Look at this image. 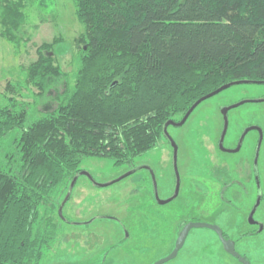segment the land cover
<instances>
[{"label": "trees", "instance_id": "1", "mask_svg": "<svg viewBox=\"0 0 264 264\" xmlns=\"http://www.w3.org/2000/svg\"><path fill=\"white\" fill-rule=\"evenodd\" d=\"M28 1L0 0V33L17 46L29 39ZM74 1L85 26L74 89L30 122L23 85L8 82L0 106V264H39L84 157L131 162L204 95L237 80L264 83V0ZM37 52L25 86L44 95L63 71L52 43Z\"/></svg>", "mask_w": 264, "mask_h": 264}, {"label": "rangeland", "instance_id": "2", "mask_svg": "<svg viewBox=\"0 0 264 264\" xmlns=\"http://www.w3.org/2000/svg\"><path fill=\"white\" fill-rule=\"evenodd\" d=\"M25 12V29L29 39L22 40L17 46L0 33V106L8 102V82L23 85L21 99L29 104L30 122L56 106L58 92L67 87L74 89L83 48L78 39L85 32V26L77 17L74 0H29ZM44 42L52 43L53 56L63 74L51 78L47 92L38 95L34 86H25L24 71L37 59V49ZM262 98L264 83L233 85L201 102L183 126H169V132L179 144V162L184 171L190 160L192 166L189 168L195 169V173L201 168L203 172L210 157V147L213 168L214 164L226 157L230 168L242 177L243 196L239 201L234 200L231 208L225 207L221 214L214 215L212 209L206 212V216H201L205 222L220 225L236 241V249L251 264H264V230L252 233L253 227L248 221L249 210L256 199L251 191L254 185L253 159L257 132L249 131L243 148L236 153H222L213 145L218 142L223 131V106ZM251 125H258L264 131V101L246 102L229 111L226 143L234 144L240 132ZM16 134L17 130H13L6 142L12 143ZM170 150L164 136L155 148L121 165H117L111 157H84L75 181L74 177L61 196L60 204L69 194L63 208L67 219L81 222L96 218L89 223H66L59 218L57 210L59 232L45 250L39 264H104L107 253L106 264H154L168 256L175 244L165 239V235L163 241L159 240V205L153 199L151 181H140V177L146 176L148 172L140 169L118 181H112L131 169L148 164L155 170L159 188V178L162 179L160 174H163L160 165L162 159L172 158ZM259 156L258 174L264 188V140ZM81 171L89 172L93 179L81 174ZM171 173L169 170L164 173V180L168 183L173 181ZM106 183L109 184L102 185ZM211 183L215 192L220 190L221 183L214 175L211 176ZM193 197L198 201L197 192ZM175 204L181 205V201ZM255 216L264 221V200ZM125 229L129 231V238L126 237ZM162 264L242 263L225 250L216 231L208 227H194L177 256Z\"/></svg>", "mask_w": 264, "mask_h": 264}, {"label": "flooded vegetation", "instance_id": "3", "mask_svg": "<svg viewBox=\"0 0 264 264\" xmlns=\"http://www.w3.org/2000/svg\"><path fill=\"white\" fill-rule=\"evenodd\" d=\"M262 101H264V98L258 99V100H248L247 102H262ZM181 119H182V117L179 120H181ZM187 120H186V122H187ZM223 120H224V118H223ZM183 125H181V126H183ZM181 126H177V127H181ZM245 129H243L240 132V135L238 136V138L236 139V142L234 144H227L225 141L226 140V136H225L224 147L226 149L236 148L240 142V138H241ZM254 130L257 132V142L255 145L254 159H253L254 185H252L251 193L254 194L256 199H255L254 206H252L249 210V215L252 212L253 208L255 207V204L257 203V200L259 197L261 200H260L259 206L256 208L254 215H253V217H254L255 221H257V223H254V224H251L250 222L249 223L253 227L252 233L256 234V233H260L264 230V221H262L261 219H258L255 216V214H256L257 210L259 209L262 201L264 200V188L262 185L260 175L258 174V172H259L258 167H257V169L255 167V158L257 155L258 146H259L261 136H260V132L258 129H254ZM170 135H171V137H173L171 133H170ZM221 135H222V133H221ZM221 135H220V138L218 139V142L215 143L213 145V147L222 153H236V152L224 150L220 147ZM164 136L166 137L168 145L171 147L170 152H172V158L171 159H169V158L162 159V163L160 165V171H162L163 174H160L162 179L159 178V188H158V183H157V188H158V192H159V202L156 198L154 178H153V175L151 172V169H152L155 173L154 168L151 165L143 164V165H140L134 169H131V171L134 170V172H136L137 170L144 169L148 172V174L146 176L140 177V181H146V180L151 181V184L153 187V199L159 205V240L163 241L164 235H165V239H169L170 242H173L176 245L178 237H179L181 231L184 229L186 224H188L191 221H204L202 219L203 217L201 215L206 216L207 215L206 212L211 211L212 209H214V211H213L214 215L221 214L224 212L225 207L229 206L231 208V206L233 205V203L235 201H239V199H241L243 196V187H244L243 183H244V181H243L241 176H239L238 174H235L234 171L230 168L231 164L226 157L224 158V160H220L219 163H216V165L214 164L215 167L213 168L212 162H214V161H213L212 156H211L210 147L208 148V151L210 152V157L207 160V163L204 165L203 172H201V170H200L201 168L199 170H197V173H195L196 172L195 169H193L191 167L189 168V166H192L190 160L186 164L187 165L186 171H184V168L182 169V166L179 162V144L177 143V141L173 137L174 140L176 141L177 145H178L177 163H175V158H174L175 150H174L173 144H172L170 138L165 135V133H164ZM246 136H245V138H246ZM245 138H244V140H245ZM244 140H243V143H244ZM263 140H264V131H263ZM243 143H242V146H241L239 151H241V149L243 148ZM262 144H263V141H262ZM262 144H261V148H262ZM261 148L259 150V155L261 153ZM239 151H237V152H239ZM259 157L260 156H258V162H259ZM169 161H171V164L169 163ZM192 162H193V160H192ZM236 164H238V162H236ZM145 165L150 166L151 168L149 169V168L145 167ZM168 170L170 172L172 171L171 174H173L172 175L173 181L170 183H168L166 180H164V177H165L164 173ZM256 170H257V174H255ZM134 172H132V173H134ZM212 172H213V174H212ZM212 175H214V177H216V179H219V181L221 183V188H220V190H218L219 192L218 191L215 192L212 189V183H211V176ZM92 177H89V178L93 179ZM155 178H156V173H155ZM156 181H157V178H156ZM199 187L203 188L202 192L200 191ZM196 192H197V197H199L198 201H196V199H194V197H193L194 194H196ZM200 194H202V197ZM179 200L181 201V205H176L175 203ZM163 201H166V202H163ZM211 214H212V212H211ZM249 215H248V221H249ZM58 216L61 220H63L66 223H77V224L78 223H86V222L89 223L91 221L93 222V220L96 218V217H93L91 221H90V219H88L86 221H81V222L75 220L76 221L75 222V221H72L70 219H67L64 216V214L61 215L59 213V209H58ZM262 225H263V228H261ZM126 235H127L126 236L127 238L130 237L129 231H127V230H126ZM224 235L226 238H231L230 235L226 231H224ZM103 261H104V264H106V262L108 261V253L105 254Z\"/></svg>", "mask_w": 264, "mask_h": 264}, {"label": "water", "instance_id": "4", "mask_svg": "<svg viewBox=\"0 0 264 264\" xmlns=\"http://www.w3.org/2000/svg\"><path fill=\"white\" fill-rule=\"evenodd\" d=\"M241 83H262L261 81H254V82H251L249 80H237V81H233V82H229V83H226L222 86H220L219 88L211 91L210 93L204 95L203 97L199 98L188 110L187 112L184 114V116L182 117L181 120L179 121H175V120H169L165 123V126H164V133L166 136H168L173 144V147H174V150H175V153H174V158H175V163H177V156H178V145L176 143V141L174 140L173 137H171L170 133H169V126H181L183 125L186 120L188 119V117L191 115V113L194 111V109L201 103L203 102L204 100L214 96L215 94L223 91L224 89H227L233 85H237V84H241ZM248 100H243V101H240L238 103H235V104H232V105H228V106H223L221 108V112H222V115H223V118H224V127H223V131H222V135H221V140H220V147L224 150H227V151H231V152H237L240 150L241 146H242V143H243V140L245 138V136L247 135V133L251 130H254V129H258L259 132H260V142H259V146H258V151H257V155H256V158H255V167L257 169V165H258V156H259V150L261 148V144H262V141H263V129L258 126V125H251L249 127H247L241 138H240V142L238 144V146L234 149H226L224 147V139H225V136L227 134V131H228V127H229V111L234 108V107H238L244 103H246ZM145 167L147 168H151L150 166H147L145 165ZM132 172H134V170L132 171H129L127 173H125L124 175H122L121 177H119L118 179H115L114 181L112 182H115L129 174H131ZM151 172H152V175H153V178H154V184H155V193H156V198L159 202V192H158V188H157V181H156V178H155V173L154 171L151 169ZM81 174H85L89 177H92L91 174L89 172H86V171H81ZM256 174H257V170H256ZM76 177L74 178V181H75ZM109 183H106V184H102V185H107ZM69 194L66 196V198L63 200L61 206L59 207V213L61 215H63V208H64V205L65 203L67 202L68 198H69ZM260 197L258 198L257 200V203L255 204V207L253 208L252 212L250 213L249 215V222L251 224H254V223H257V221H255L253 215H254V212L256 210V208L259 206L260 204ZM163 202H166V201H163ZM194 227H208V228H211L213 229L214 231H216V233L218 234L220 240L222 241L223 243V246L225 248V250L230 253L231 255L237 257L239 259V261L242 263V264H251L250 261L248 260V258L246 256H244L243 254H241L237 249H236V242L235 240L231 239V238H226L225 235H224V231L222 229V227L218 224H213V223H209V222H205V221H191L189 222L188 224L185 225L184 229L181 231L179 237H178V240L176 242V245L173 249V251L166 257L156 261L154 264H162L174 257L177 256V254L179 253L180 249L183 247L185 241H186V238L190 232V230ZM261 228H263V225L261 226Z\"/></svg>", "mask_w": 264, "mask_h": 264}]
</instances>
